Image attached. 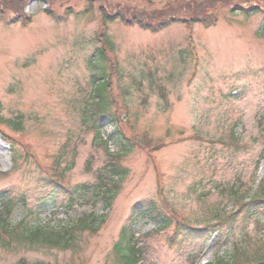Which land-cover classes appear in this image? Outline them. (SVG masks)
Returning a JSON list of instances; mask_svg holds the SVG:
<instances>
[{
	"label": "rangeland",
	"instance_id": "1",
	"mask_svg": "<svg viewBox=\"0 0 264 264\" xmlns=\"http://www.w3.org/2000/svg\"><path fill=\"white\" fill-rule=\"evenodd\" d=\"M94 1L88 14L86 1L57 0L52 9L65 20L59 23L45 14V0L26 6L33 18L28 26L12 24L11 12L0 18V117H22L19 130L0 122V192L26 198L15 207L13 227L40 221L58 227L84 212L106 216L105 222L96 234H84L74 251L0 247V264H111L113 245L136 203L159 201L199 229L213 224L217 213L238 211L230 189H240L249 202L264 183V39L257 37L264 29V0H229L215 10L218 22L209 28L196 21L190 29L185 10L156 33L120 19L109 23L107 55L117 65H103L115 75L108 97L113 114L119 107L123 126L130 122L123 133L131 151L119 161L125 178L107 210L102 195L90 191L71 204V195L50 182L56 177L73 189L93 186L110 169L105 147L79 114L84 101L95 106L100 89L89 66L101 47L96 39L103 38L98 7L153 13L206 0ZM236 5L257 6L259 12L234 14ZM109 121L101 123L108 133ZM110 148L116 149L113 143L112 153ZM246 210L232 228L223 225L216 234L180 230L171 245L170 230L147 235L141 241L145 264H209L230 257L237 246L248 255L257 248L264 254V210L245 220ZM154 228L142 222L137 231L142 236Z\"/></svg>",
	"mask_w": 264,
	"mask_h": 264
},
{
	"label": "trees",
	"instance_id": "2",
	"mask_svg": "<svg viewBox=\"0 0 264 264\" xmlns=\"http://www.w3.org/2000/svg\"><path fill=\"white\" fill-rule=\"evenodd\" d=\"M30 1L31 0L0 1V18L8 12H11L15 14V17L11 19L12 24H31L32 18L25 12V8ZM45 1L49 4V8L44 11L45 14L57 23L61 22L63 20L62 17L58 16V14L52 9V5L55 4L57 0ZM80 1L87 2L89 8L85 11L86 13L89 14V12L94 10V0ZM227 5H230L229 0H206L201 4L196 3L195 5L193 3H179L177 6H168L167 10L155 11L153 13L132 12L123 8L120 12L110 15L107 9L102 5L98 7V11L100 14L99 20L102 23H114L115 20L120 19V21L127 26H136L143 31L156 33L171 25V23L176 22L175 13L179 10L190 12V17L188 18V21H186V24L197 21L201 22L208 28L213 22L214 24L217 22L215 10ZM231 12L234 14L239 12L242 15L244 14L247 17H250L257 14L258 10L257 8L243 10L238 6L237 8L231 9ZM69 14L70 9L67 10L66 18L69 17ZM257 37L264 39V29L257 33ZM96 41H98V38ZM106 63H108L106 54L101 47H98L89 60V66L90 69L92 67V74L94 73V75H91V80L93 82H98L100 89L95 96V106L92 105V102L84 101L80 106L81 108H79V114L84 127L86 126L90 128L91 132L95 134V138L98 140L99 145L105 147V152L110 161L108 166L110 169L108 174L99 175L98 183L96 185L90 186L83 184L73 189L71 191L72 195L70 196V203H74L75 196L81 197L83 194L92 191L95 197L102 195L101 199L104 201V209L107 210L111 208L112 202L117 195L116 193L121 187L120 184L126 175V171L120 167L119 161L130 153L131 148L130 144L128 146L126 143V141H129L123 133L121 126L117 124L115 115L113 114L111 99L108 97L107 91L109 85V71L103 68V65L105 66ZM18 119L19 122H14L13 120L5 121L4 118L0 117V122L19 130V128H21L22 117L20 116ZM104 119L110 120L109 127L112 129L110 133H108L107 129L101 125ZM108 143H113L117 151L110 153L107 146ZM161 149L162 146L155 147L154 151H160ZM261 156L264 158V152ZM16 162L17 159L13 157V163L16 164ZM13 166L15 167V165ZM12 170H15V168ZM4 174L7 175L9 173ZM58 177L63 178V174L60 173V176ZM61 180L62 179L56 180V182L50 180V182L55 183V185L61 189L62 193H64V191H68V189L64 187V183ZM260 188L261 191L256 192L249 202H244L245 196L240 192V189H230L229 197L236 199L235 202H238L237 206L240 207L239 212L215 214L213 217L215 222L211 225H206L209 227L206 229H210L213 231V234H216L221 230L223 225H228L232 228L237 220L236 217L244 208L247 209L244 212L245 220L258 216L260 211L264 210V183H261ZM20 203H26V198L24 196L17 197L7 190L0 192V247L7 250H11V246L16 244V246L20 248L23 247L29 250L42 248L50 250L55 249L60 252L74 251L77 249L78 243L84 234L94 235L100 230L106 217L98 216L95 212H84L76 220L63 222L61 223L62 225L58 227L51 226L42 221L32 226L30 224L26 225L25 222H21L18 227H13L11 226L10 220L15 207ZM169 212L171 213L172 210H165L155 200L136 203L132 208L131 217L120 229L117 241L113 245L110 256L111 264H145L141 241L153 232H165L168 230L172 232L174 230L175 233L178 234L180 230H186V232L189 233L198 232V235L205 234L190 223L183 224L176 212H172L171 215ZM142 222L153 225L155 227L154 230L149 233H144L142 236L139 235L137 227ZM218 226L220 228H218ZM167 239L170 245L173 244L171 234ZM246 249L247 248L245 247L237 246L235 252L230 257L217 258L209 264H264V254L262 253L261 248H257L258 250L256 249L249 255L246 252ZM190 257V260L194 259V257ZM17 264L45 263L39 261L29 263L27 260L22 259ZM192 264L195 263L192 262Z\"/></svg>",
	"mask_w": 264,
	"mask_h": 264
}]
</instances>
